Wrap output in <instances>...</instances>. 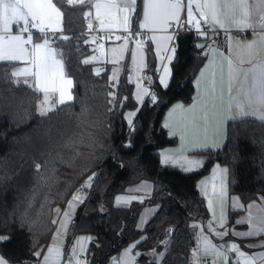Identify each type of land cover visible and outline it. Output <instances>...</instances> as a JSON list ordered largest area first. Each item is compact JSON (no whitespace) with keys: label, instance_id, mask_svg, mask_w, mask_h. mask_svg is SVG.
Listing matches in <instances>:
<instances>
[{"label":"trees","instance_id":"obj_1","mask_svg":"<svg viewBox=\"0 0 264 264\" xmlns=\"http://www.w3.org/2000/svg\"><path fill=\"white\" fill-rule=\"evenodd\" d=\"M54 3L63 13L61 32L71 38L57 39L54 47L73 80V99L41 116L39 92L20 79L17 84L10 62H0V237H7L0 240V256L6 262L37 258L34 254L40 253L51 232L54 209L91 172L95 179L72 228L93 235L88 264H106L111 254L140 234L145 236L137 245L146 247L166 220L177 223L167 251L185 255L191 244L190 220L207 213L195 181L213 161L225 164L227 190L243 203L264 196V123L257 119L227 121L223 145L208 150L196 171L181 172L158 161V149L174 142L159 125L163 110L174 99L187 103L192 98V78L203 60L194 45L196 34H191L189 60L182 71L171 76L167 87L156 85L155 103L145 100L127 127L123 112L135 102L125 71L112 83L105 68L97 75L91 62L84 64L92 50L85 32L86 5ZM143 178L152 182L148 201L157 202L158 208L139 230L133 225L137 206L115 207L112 196Z\"/></svg>","mask_w":264,"mask_h":264},{"label":"snow or ice","instance_id":"obj_2","mask_svg":"<svg viewBox=\"0 0 264 264\" xmlns=\"http://www.w3.org/2000/svg\"><path fill=\"white\" fill-rule=\"evenodd\" d=\"M92 8L96 10V19L99 21L100 29L112 28V27H122L125 32L130 30L131 16L128 14L131 10L135 12V6L137 5V0H127L124 6H118L116 0H88ZM69 5L73 4H85V0H67ZM195 6V12L193 10ZM184 7L183 0H143V19L139 24L141 30L147 29L151 32L163 33V35L157 37L152 36L153 42L159 40V46L157 50V59L171 61L172 56H163L162 52H167V43L172 40V35L167 34L169 29L176 25L178 27L195 28L200 36L206 37L207 31L204 30L201 21L207 26L208 31L214 30L219 27L222 30H228L230 27H237L241 30L246 31L248 28L253 27V25L245 24L243 21L235 19V9L237 7H243V4H237L234 2L226 3L220 5L217 0H187L186 4V19H181V11ZM223 9H230L231 13L224 11ZM117 13H123L122 16L117 15ZM195 13H198L197 16ZM62 11L61 8L54 3V0H0V62L5 61H21L25 62L26 65L17 71L12 73L13 77L32 76L34 81L24 80L23 82L33 90L43 93V100L38 106L39 114L41 116L46 115L49 111L55 110L56 104L63 105L67 101H71L73 96L71 94V87L73 85V80L67 78L62 54L54 47L57 39L69 40V36L61 35L59 37L49 36L48 33L55 34L57 31H62L61 21H62ZM90 12H85L84 16L86 18L90 17ZM106 18L108 23L106 24ZM17 27L18 34H12V26ZM22 25V26H21ZM91 30L93 25L91 21L88 24ZM261 32H264V17L261 18V23L259 25ZM39 33L38 37L42 42H34V33ZM27 34L26 36L24 34ZM139 37L140 33H136ZM117 40L121 39L120 36L115 37ZM131 37H126L125 40ZM229 39V55L224 57L226 63V75L229 96L228 111L232 112L233 108L237 110L239 114L242 115H254L262 123H264V112L258 111V109H264V59L257 60L260 52L264 51V34H260L257 38L249 42H233L231 37ZM87 42V41H86ZM136 49L142 48V44L139 39L135 40ZM204 47V45H199ZM127 42L118 47L111 49V52L115 56L116 60L123 57V53L127 50ZM211 48V45H209ZM233 47L235 51H233ZM136 49L131 51V57L133 64L136 65L137 70L142 69L146 65L143 62V56L139 55ZM217 49H212L213 54L217 53ZM221 56L224 55L223 52L219 53ZM84 64L90 63V59H85ZM213 63V61H210ZM248 64L249 67H244L243 65ZM156 71L159 73V82L164 87H167V80L169 77V67L167 64L163 65L161 68H157ZM96 74H99V70H96ZM204 76V72H201V77ZM145 79L151 81V77H144ZM111 79V78H110ZM224 81V69L221 68V85ZM19 84L20 80H16ZM197 96L193 98L194 102L187 108L183 105H176L170 111L169 116H171L177 109L182 110L185 113H192L195 117L198 105L201 109L207 108V103L204 100V96L207 93V89L201 91L200 85L201 80H197ZM211 83V94L214 96L216 92V80L215 73H213V80ZM235 87V94L233 95V90ZM136 94L138 102L143 103V98L148 96L149 90L147 88H140ZM50 93H58V99L53 101V97ZM115 99V93H110ZM221 95H223V88L221 87ZM153 103L156 101V96L151 95ZM247 109V110H246ZM134 114V113H133ZM216 118L220 117L217 114ZM203 123L206 125L209 120V113L205 111L202 118ZM131 124L132 121L129 120ZM194 123V121H193ZM168 127V124H165ZM197 132L194 134L198 135L199 125H195ZM205 138L203 142L197 140L194 143L193 148L189 151H195L197 149L206 150L209 147H215L214 144H210L207 138V128L204 129ZM170 136L175 135L174 132L170 131ZM181 141L185 140V134H181ZM185 164L182 167L183 171H193L196 168L203 165V161L199 158H188L183 157ZM172 161L173 166H175V160L171 156H165L161 153V164H168ZM40 166L37 165L39 170ZM227 173L228 169H220L217 165L213 170L212 179L210 181L212 187V194L219 197L218 205L221 209V220L218 226L223 227L224 224V201L227 197ZM96 174L93 173L86 181L85 186L91 187V182L95 179ZM205 184L204 194L208 198L207 191V181H202ZM147 187L142 185L136 189L140 191L141 188ZM218 190V191H217ZM131 199H136V197H117L118 203H127ZM233 199V205L235 206L238 201L236 198ZM79 201L83 203L82 198L79 194L72 197V202ZM72 202H69V208L72 207ZM142 202V198H141ZM209 210L213 212L214 209L209 200ZM59 211V210H57ZM70 213L65 212L64 217H69ZM251 224V229L249 232L241 233V238L259 235L264 233V216L258 218V220L253 223L251 217L248 218ZM244 220L237 221V223H243ZM56 221H53L55 224ZM61 228L64 232H67L68 221L67 219L60 221ZM197 227V225H193ZM209 229L214 231L212 222L209 223ZM171 231V230H170ZM61 230L57 229V236L61 235ZM227 234V229L223 232H215V235L223 238ZM204 248L202 250V255H208L211 253L214 257L223 256L225 264L228 262V253L235 252L236 258L233 264H264V252L259 254H254L251 256L246 255L235 243H229L227 245H214L207 238H203ZM7 239V237H0V240ZM56 237H54L55 241ZM88 238L82 237L76 241V245L80 250H83V241ZM167 245V241H165ZM135 247V245H133ZM199 247V245H198ZM131 248L126 250L127 253L131 252ZM37 257L41 254L39 252L35 253ZM152 255H156L155 252ZM196 255L194 251V256ZM61 256V250L59 247H49L47 249V254L44 255L42 264H59L58 258ZM79 253L77 247L72 250V255L67 258V264H83V261L79 258ZM159 259L163 258V253L159 254ZM0 264H6L2 257H0ZM123 264V260L121 262ZM158 264V262H157ZM193 264H198V261L194 260Z\"/></svg>","mask_w":264,"mask_h":264},{"label":"crops","instance_id":"obj_3","mask_svg":"<svg viewBox=\"0 0 264 264\" xmlns=\"http://www.w3.org/2000/svg\"><path fill=\"white\" fill-rule=\"evenodd\" d=\"M67 2V1H66ZM94 2V0H93ZM237 3L243 4V7H237L235 9V19L239 21H243L245 24L253 25V27L248 28L246 31L241 30L237 27H230L228 30H237L243 31L244 34L240 35L238 38H231L233 42H249L253 39L257 38L258 35L264 34L259 29V25L261 23V18L264 17V0H217V3L220 5H224L226 3ZM118 6H124L127 3V0H116ZM184 7L181 11V19H186V4L187 0H183ZM85 12H90V17L86 18V26H88L90 20H94L97 22L98 26L99 21L96 19V10L91 7L88 0H85ZM193 10L195 12V6H193ZM231 13L230 9H223ZM131 16L130 28H139V24L143 19V0H139L138 7L135 6V12L131 10L128 13ZM197 16L198 13H195ZM117 15L122 16L123 13H117ZM108 23V19L106 18V24ZM201 24L204 25V22L201 21ZM87 28V27H86ZM108 28V27H106ZM115 29L123 30L122 27H112ZM141 30V29H140ZM214 30L217 31H225L216 27ZM147 33V43L142 44V48L136 49L135 42H127V50L124 51L123 57L119 60H116L115 56L111 52V49L118 48L124 45L126 42L122 41H111L102 43L99 46H93L92 50L89 53L90 62L95 66L94 69L96 70H103L104 68L108 71L109 78L110 76H119L121 72L125 71V78L127 83L130 85L131 88V96L135 102V107L132 109H127L123 112V119L127 125L130 127L131 124L129 120L133 121L138 109L143 103L138 102L136 98V94L138 93L139 89L137 88V84L140 85L139 77L140 74L145 71L149 70L152 67L161 68L163 65L167 64L169 67V77L167 80V84L171 79V64H173L176 60V36L168 31L167 34L172 35V40L167 43L168 51L162 52L161 54L165 57L171 55V61L167 59L161 61L157 59V50L159 46V40L153 42L152 36L155 35L157 37L163 35V33L159 32H151L145 29ZM13 34V33H12ZM199 38L194 40V45L201 49L203 60L198 69L196 70L193 78H192V98L187 103H182L178 99H174L170 101V103L165 107L163 110L160 119L159 125L165 130L168 137L173 138L174 142L172 144H168L162 146L158 149V161L161 164V153H164L165 156H171L175 160V166H173L172 161H169L168 164L163 166L171 167L181 172H186L182 170V167L185 164L183 159L184 156L188 158H199L203 162L207 156V151L209 150H217L221 148L225 141V134H226V124L229 120H238L241 118H253L257 119L254 115H242L237 112L235 108H233L232 112L229 113L228 105H229V96L230 93L228 92V84H227V75H226V63L224 61V57L229 55V39L224 45L219 44V39L216 34H207L206 37H202L199 34H196ZM26 36V35H25ZM182 36V35H181ZM34 36V42H42L41 40L37 41ZM199 45H204V47H200ZM211 45V48L209 47ZM217 49V53L214 55L212 49ZM136 49L138 52V56H143V62L146 65L142 69L137 70L136 65L133 64L131 51ZM148 51L150 55L147 56ZM233 51H235L233 47ZM223 52L224 55L221 56L219 53ZM264 59V51L260 52L257 60ZM213 61V63H210ZM10 62L9 71L12 74L14 71L21 69L19 67V63L21 61H5ZM96 64V65H95ZM30 66V65H29ZM244 67H249L250 65L245 64ZM224 69V81L223 85H221V68ZM201 72H204V76L201 77ZM213 73H215V80H216V92L213 96L211 94V81L213 80ZM67 76V75H66ZM22 81L29 80L34 81V77L23 75L19 77H15ZM67 78H69L67 76ZM198 78L201 80V91L207 89V93L204 96V100L207 103L206 109H201L198 105L197 112L195 117L192 113H185L180 109H177L171 116H169L170 111L176 105H183L184 108L189 107L193 104V98L197 96V80ZM157 87L164 88L163 85L159 82V73L157 75ZM221 87L223 88V95H221ZM235 87L233 90V95L235 94ZM140 88H143L140 85ZM40 98L38 102V106L40 102L43 100V93L39 92ZM53 97V101L58 99V93H50ZM143 102H145V97L143 98ZM58 104H56L57 106ZM247 110V109H246ZM205 111L209 113V120L205 125L203 123V116ZM260 112H264V109H258ZM134 113V114H133ZM217 114L220 118L217 119ZM259 120V119H257ZM194 121V123H193ZM168 124V127H165V124ZM195 125H199L198 135L194 134L197 132ZM207 128V138L210 144H214L215 147H209L206 150L197 149L195 151H189V149L193 148L194 143L199 140L200 142L204 141L205 133L204 129ZM170 131L174 132L175 135L170 136ZM181 134H185V140L182 142L180 139ZM162 165V164H161ZM219 166L220 169H226L225 164L219 163L218 161H213L209 165L207 172L199 175L195 181L196 190L204 202L206 207L207 213L205 217L201 218H193L189 222L190 233H191V244L188 247H192V251L190 253H185V255L177 254L174 252L167 251L166 244H154L152 243V238L154 235H157L161 227L166 221H173L174 220H166L164 221L160 227L157 229L155 233L149 239V244L146 247L138 246L137 244L140 243L144 239V234L138 235L133 240L127 242L123 247H121L115 254H111L107 260L106 264H121L123 260V264H183V259H186V264H193L194 260L198 261V264H204L202 262V258H208V264H225V260L223 256L214 257L211 253L208 255H202V250L204 248L203 238H207L210 240L214 245H227L229 243H235L237 246L248 256L259 254L260 252H264V233L259 235H253L245 238H241V233L249 232L251 229V224L249 223L248 218L251 217L253 223H255L259 217L264 216V196L258 194L255 198L243 203L240 198L235 193H230L227 190V197L224 201V224L223 227L218 226L221 220V209L218 205L219 197L217 195L212 194V187H211V179L213 170L216 166ZM201 167V166H200ZM200 167L196 168L198 170ZM193 170V171H196ZM192 172V171H187ZM202 181H207V191H208V198L205 197L204 188L205 184H202ZM142 185H146L147 187L141 188L140 191H136V189ZM227 187V185H226ZM152 190V182L148 179H139L135 182L128 183L124 185L122 190L116 192L112 196V205L115 207L120 208H127L129 206H137V213L134 219V227L136 229H142L146 222L150 219V217L156 212L158 208L157 202H149L148 197ZM218 191V190H217ZM77 195L76 192H70L67 199L64 203L54 209L53 211V221L55 220L56 223L52 225L51 232L48 236L47 241L45 242L43 248L40 251L39 261L42 263L44 255L47 254V249L49 247H59L61 250V256L58 258L59 264H67V258L72 255V250L74 247H77V251L79 253V259L83 261V264H88L89 254L87 252L88 245L93 239V235L88 232H72L73 224L75 219L78 216L81 203L79 201L72 202V197ZM117 197H136V199H131L127 203L120 202L118 203ZM142 198V202H141ZM236 198L238 203L234 206L233 199ZM209 200H211L214 214L212 211L209 210ZM69 202H72V207L69 208ZM59 210V211H57ZM69 212V217L65 218L64 213ZM67 219L68 221V228L67 232L61 228L60 221ZM244 220L243 223H237V221ZM212 222L214 231L209 229V223ZM176 223V222H175ZM197 225V227H193V225ZM177 227V223H176ZM57 229L61 230V235L57 236ZM176 229V228H175ZM227 229V234L220 238L219 236L215 235V232H223ZM175 231V230H174ZM174 233V232H173ZM172 236V235H171ZM54 237H56L54 241ZM88 238L83 241V250H80L76 245V241L79 238ZM170 239V238H169ZM168 239V240H169ZM168 244V241H167ZM135 245V247H133ZM199 245V247H198ZM187 247V248H188ZM131 248V252L126 253V250ZM137 249L138 252H134ZM194 251L196 255L194 256ZM155 252L156 255H152ZM163 253V258L159 259V254ZM6 262V261H5ZM6 264H32V262L28 263H9ZM227 264H232L231 260L229 259L228 253V262Z\"/></svg>","mask_w":264,"mask_h":264},{"label":"built area","instance_id":"obj_4","mask_svg":"<svg viewBox=\"0 0 264 264\" xmlns=\"http://www.w3.org/2000/svg\"><path fill=\"white\" fill-rule=\"evenodd\" d=\"M90 21H91L93 27L90 30L89 27L87 26L85 32L88 33V35L90 36V40H91L93 46H99L102 43L111 42V41L135 42V40H137V39H139L140 42L143 44L147 43V33L144 30H140V29H137L134 27L130 28L129 32H125L124 30H119V29H115V28H104L103 30H101L96 21H94V20H90ZM202 26H204V30L207 31V34H216L218 36L220 45H224L227 42L229 36L231 38H238L240 35L245 33L243 31H237V30H225V31L212 30V31H208L207 26H205L203 24H202ZM169 31L173 34V36H176V37L181 36V35H185V34H199L195 30V28H188L187 25H185L182 28L178 27L176 25H173V27L170 28ZM12 33L18 34L17 33V27L15 25L12 26ZM33 33H34V35H40L39 33L35 32V30H33ZM136 33H140V36L137 37ZM52 34L53 33H48L49 36H51ZM24 35H27V34L25 33ZM116 36H120L121 39L117 40L115 38ZM126 37H131V38L127 39V41H126L125 40ZM156 69H157V67H152L149 70H145L140 74V77H139L140 85L143 88H147L149 90L150 94L148 96H145V100L149 103L153 102L151 99V95L154 94L156 96V100L158 97L157 90H156L158 72L156 71ZM144 77H151V81L149 82V80L145 79ZM92 175H93V172H91L88 177L82 178L72 189V191H74L80 195L82 200H83L84 195H85L86 190H87L85 183H86V181H88L89 177H91ZM175 228H176L175 222L166 221L163 224V226L161 227V229L159 230V232L157 233V235L153 236L152 243H154V244H165V241H168V239L173 234ZM191 251H192V247H188L186 249L187 253H190ZM134 252L136 253V252H138V250L135 249ZM236 255L237 254L235 252H229V259L231 260L232 264L236 258ZM202 262L204 264H208L209 260H208V258H202ZM32 264H42V263L39 261V258L37 257L32 261Z\"/></svg>","mask_w":264,"mask_h":264},{"label":"water","instance_id":"obj_5","mask_svg":"<svg viewBox=\"0 0 264 264\" xmlns=\"http://www.w3.org/2000/svg\"><path fill=\"white\" fill-rule=\"evenodd\" d=\"M191 34H185L176 38V60L171 64L172 75L179 74L189 60L188 47Z\"/></svg>","mask_w":264,"mask_h":264},{"label":"rangeland","instance_id":"obj_6","mask_svg":"<svg viewBox=\"0 0 264 264\" xmlns=\"http://www.w3.org/2000/svg\"><path fill=\"white\" fill-rule=\"evenodd\" d=\"M64 1L66 2L67 0H64ZM66 3H67V2H66ZM55 34H57V35H59V36L64 35L61 31H57ZM34 36H35V35H34ZM37 41H39V39H37ZM91 48H92V47H91ZM56 49H57V48H56ZM57 50H58V49H57ZM58 52H59V50H58ZM59 53H60V52H59ZM88 58H89V54H88L87 56H85V59H88ZM25 66H29V65H26L25 62H20V63H19V67H20V68H23V67H25ZM23 77H26V76L23 75ZM117 77H118V76H115V75L113 76V74H112V76H110L111 79L109 78V79H110L109 81L112 82V83H114V81L117 79ZM0 257H1V256H0ZM3 260H4V259H3ZM4 261H5V260H4Z\"/></svg>","mask_w":264,"mask_h":264}]
</instances>
